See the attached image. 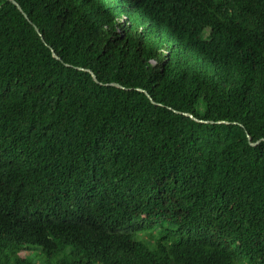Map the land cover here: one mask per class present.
<instances>
[{
	"label": "trees",
	"instance_id": "1",
	"mask_svg": "<svg viewBox=\"0 0 264 264\" xmlns=\"http://www.w3.org/2000/svg\"><path fill=\"white\" fill-rule=\"evenodd\" d=\"M15 1L0 264H264V0Z\"/></svg>",
	"mask_w": 264,
	"mask_h": 264
},
{
	"label": "rangeland",
	"instance_id": "2",
	"mask_svg": "<svg viewBox=\"0 0 264 264\" xmlns=\"http://www.w3.org/2000/svg\"><path fill=\"white\" fill-rule=\"evenodd\" d=\"M158 231V230H157ZM157 231H146V230H142V231H138V237L141 239V240H144V241H147V242H150L152 243L153 242V239L152 237H156L158 235ZM32 252H20V255L22 256H28L30 258V260L34 261V262H37V263H41L43 260H44V254L42 253V249L38 248V247H34L32 249ZM32 253V254H30Z\"/></svg>",
	"mask_w": 264,
	"mask_h": 264
},
{
	"label": "water",
	"instance_id": "3",
	"mask_svg": "<svg viewBox=\"0 0 264 264\" xmlns=\"http://www.w3.org/2000/svg\"><path fill=\"white\" fill-rule=\"evenodd\" d=\"M10 1L13 2V3L18 7V9H19V10L25 15V17H26L27 19H29L28 15L24 12L23 8L21 7V5H20L17 1H15V0H10ZM34 27H35L36 31H37L38 33H40V29H39L35 24H34ZM41 36H42V39L44 40L43 35H41ZM53 55H54L55 58L61 60V58L56 54V52H55L54 50H53ZM91 73H92L94 79H95L97 82H99L98 79H97V76H96L92 71H91ZM112 85H116V86L122 87L121 85L116 84V83H113ZM147 95H148V94H147ZM148 96L151 98L150 95H148ZM186 114L189 115V116H191L192 118H194V119L197 120V121H202V120H200V119L194 117L192 114H188V113H186ZM248 137H249V142H250V144H251L252 146H256V145H258V144H260L261 142L264 141V139H260V140H258V141H256V142H253L249 134H248Z\"/></svg>",
	"mask_w": 264,
	"mask_h": 264
}]
</instances>
